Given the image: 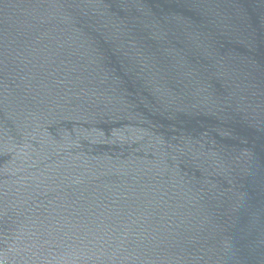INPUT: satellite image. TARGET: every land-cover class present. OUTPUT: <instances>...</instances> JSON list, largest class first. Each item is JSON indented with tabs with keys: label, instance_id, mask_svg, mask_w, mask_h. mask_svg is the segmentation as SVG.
<instances>
[{
	"label": "water",
	"instance_id": "1",
	"mask_svg": "<svg viewBox=\"0 0 264 264\" xmlns=\"http://www.w3.org/2000/svg\"><path fill=\"white\" fill-rule=\"evenodd\" d=\"M0 264H264V0H0Z\"/></svg>",
	"mask_w": 264,
	"mask_h": 264
}]
</instances>
